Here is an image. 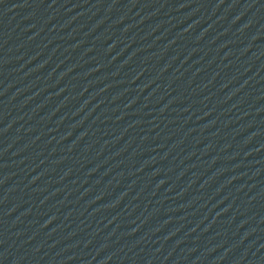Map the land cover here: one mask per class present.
Instances as JSON below:
<instances>
[{
    "label": "water",
    "instance_id": "obj_1",
    "mask_svg": "<svg viewBox=\"0 0 264 264\" xmlns=\"http://www.w3.org/2000/svg\"><path fill=\"white\" fill-rule=\"evenodd\" d=\"M0 264H264V0H0Z\"/></svg>",
    "mask_w": 264,
    "mask_h": 264
}]
</instances>
